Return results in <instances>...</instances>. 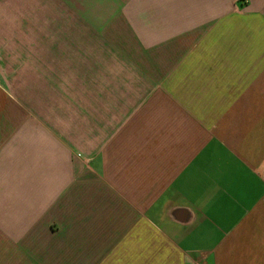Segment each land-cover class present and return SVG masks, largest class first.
<instances>
[{
	"label": "crops",
	"instance_id": "obj_1",
	"mask_svg": "<svg viewBox=\"0 0 264 264\" xmlns=\"http://www.w3.org/2000/svg\"><path fill=\"white\" fill-rule=\"evenodd\" d=\"M0 264H264V0H0Z\"/></svg>",
	"mask_w": 264,
	"mask_h": 264
}]
</instances>
